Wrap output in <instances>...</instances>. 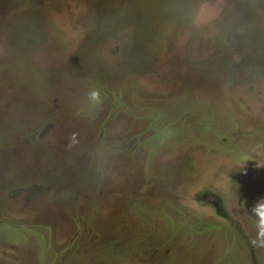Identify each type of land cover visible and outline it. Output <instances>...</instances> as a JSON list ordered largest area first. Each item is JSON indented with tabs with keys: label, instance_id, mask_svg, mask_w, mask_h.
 Masks as SVG:
<instances>
[{
	"label": "rangeland",
	"instance_id": "rangeland-1",
	"mask_svg": "<svg viewBox=\"0 0 264 264\" xmlns=\"http://www.w3.org/2000/svg\"><path fill=\"white\" fill-rule=\"evenodd\" d=\"M0 264H264V0H0Z\"/></svg>",
	"mask_w": 264,
	"mask_h": 264
}]
</instances>
